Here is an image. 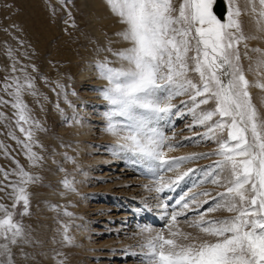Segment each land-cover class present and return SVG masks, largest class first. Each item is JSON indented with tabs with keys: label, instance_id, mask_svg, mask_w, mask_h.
Returning <instances> with one entry per match:
<instances>
[{
	"label": "snow or ice",
	"instance_id": "obj_1",
	"mask_svg": "<svg viewBox=\"0 0 264 264\" xmlns=\"http://www.w3.org/2000/svg\"><path fill=\"white\" fill-rule=\"evenodd\" d=\"M221 2L226 3V18L216 11ZM106 5L123 26L118 35L128 42L122 51L105 49L118 58L120 66H111L107 57L95 64L99 78L107 82L98 91L107 102L105 130L117 137L113 151L142 163L154 180L156 193L162 196L166 190H174L194 170L174 179L166 178L165 173L199 158H165V147L171 151L176 145L164 128L181 111L173 100L187 96L180 105L193 118L189 127H204L203 138L218 145L201 156L221 158L215 163L219 171L210 174L209 182L223 191L213 195L205 190L191 197L181 194L174 203L160 205L165 221L161 231L153 234L150 228L142 229L148 233L144 247L150 264H264V115L253 103L240 52L244 42L243 55L251 59L246 41L264 39V0H245L244 7L239 0H180L178 5L174 0H106ZM248 12L255 14L258 36L246 35L241 26L240 18ZM250 51L261 53L258 63L264 65V49ZM17 71L23 73L24 82L17 75L5 77L0 91L13 99L0 96V105L11 103L16 110L15 123L24 140L10 135L35 165L43 157L33 149L43 150L44 146L34 138V129H46L22 100L25 90L36 95L35 79L26 66L17 70L13 64L12 72ZM189 73L197 74L198 81ZM210 103L214 108H201ZM0 148L6 157L11 155L7 146L0 144ZM11 159L15 167H0V192L7 191L12 201L10 208L0 204V264L32 258L26 250L33 245L31 234L14 217L30 215L28 185L38 178L15 157ZM199 196L209 199L200 200ZM221 210L231 215L207 218ZM181 218L198 231H181Z\"/></svg>",
	"mask_w": 264,
	"mask_h": 264
},
{
	"label": "rangeland",
	"instance_id": "obj_2",
	"mask_svg": "<svg viewBox=\"0 0 264 264\" xmlns=\"http://www.w3.org/2000/svg\"><path fill=\"white\" fill-rule=\"evenodd\" d=\"M174 2L178 5L180 0ZM239 2L245 6V0ZM109 9L106 0H0V87L5 77L13 75H21L23 83V73H13L12 66L15 64L17 70L26 66L35 79L36 95L25 90L22 100L32 117L46 129H34V138L44 149L34 147L43 160L32 169L10 151L11 157L38 178L28 185L30 215L14 217L25 225L33 241V245L26 246L32 258L27 262L18 260V264H150L148 249L144 247L148 233L142 229L150 228L155 234L165 223L162 219L160 226L153 227L141 215L144 207L162 213L160 205L165 201L153 190V178L145 171L141 173L146 169L143 164L128 154L113 151L117 137L105 130L107 102L98 89L107 82L99 78L95 64L107 57L111 66H120L118 58L105 49L115 52L128 46L118 35L123 26ZM240 21L246 35H259L255 14L245 13ZM246 43L251 59L243 55L246 49L242 42L241 63L252 85L249 90L253 103L264 115V87L259 86L264 85V65L258 63L261 53L250 51L264 49V39H249ZM189 75L198 81L197 74ZM100 79L103 81H97ZM0 96L13 99L3 91ZM187 99L180 96L173 100L181 111L171 117L164 131L176 145V155L171 157H199L181 164L184 170H194L189 173L193 182L199 181L187 189L188 182L181 186L185 183L182 180L178 189H187L185 194L209 190L215 195L223 189L212 185L209 179L211 173L219 171L215 163L221 158H204L201 154L215 151L218 145L203 138L204 127H189L193 118L180 105L181 100ZM201 108L209 110L214 104ZM15 111L11 103L0 105V144L5 146L7 141L18 144L10 133L24 140L15 123ZM4 161V150L0 148V167L6 169ZM172 174L167 172L165 176L174 178ZM11 202L7 191L0 192V204L10 208ZM151 215L155 214H148V218ZM229 215L221 210L207 218ZM189 216L196 218L192 211ZM178 227L193 234L198 231L189 228L183 218ZM163 230L167 235V229ZM80 232L84 233L78 236Z\"/></svg>",
	"mask_w": 264,
	"mask_h": 264
},
{
	"label": "bare ground",
	"instance_id": "obj_3",
	"mask_svg": "<svg viewBox=\"0 0 264 264\" xmlns=\"http://www.w3.org/2000/svg\"><path fill=\"white\" fill-rule=\"evenodd\" d=\"M24 2V1H23ZM226 17V16H225ZM3 50V49H2ZM6 67V66H5ZM21 76V75H20ZM98 77V76H97ZM102 79H100V80H97V81H101ZM103 81V80H102ZM177 115V114H176ZM9 142L10 141H7L6 142V145H7V147H8V150L9 151H11V152H13V153H16V157H17V159L19 158V160H23L26 164H28V169H32L33 167H35V165H33V163L31 162V161H29L28 160V158H27V156L22 152V151H20V146L17 144V145H12V144H9ZM16 143V142H15ZM180 150V149H179ZM164 151H165V156H168V158L170 157V159L171 158H173V157H171L172 155H174V157H175V155L176 154H174V152H176V150L174 151V149L173 150H171V151H169L168 149H167V147H165V149H164ZM174 151V152H173ZM182 153V151H180V152H178V154H181ZM127 158V157H126ZM166 158V157H165ZM167 158V159H168ZM106 159H108V158H106ZM4 163H5V167H6V169L8 168V169H10V168H12V167H15V164L13 165V161H12V159H11V156H5L4 155ZM142 164V163H141ZM143 166V165H142ZM37 168V167H36ZM7 169V170H8ZM185 171H187V169H185L184 170V168H182L181 166L179 167V169H177L176 171H173L172 173V175H174V178H175V176L176 175H178V174H182L183 172H185ZM53 175H55V174H53ZM173 178V179H174ZM184 180V182H187L186 180H185V178L183 179ZM182 185H185V183H181V186ZM153 187V186H152ZM47 191L48 190H50V188H45ZM174 190H175V188H174ZM174 190H171L169 193H168V195L169 194H171L172 193V191L174 192ZM167 192V191H166ZM56 197H59V196H57V195H55ZM54 196V197H55ZM169 199H170V197H169ZM168 199V200H169ZM7 201V200H6ZM165 203V202H164ZM153 214V213H152ZM152 216V215H151ZM151 216L149 217V219L151 218ZM157 220H159L158 218H161L162 217V213H159V214H157L156 216L155 215H153ZM3 217V212H0V218H2ZM150 223V222H149ZM150 226H151V224H150ZM153 227H156V226H153ZM180 227V226H179ZM183 229V228H182ZM189 229V228H188ZM155 230V229H154ZM176 229H174V231H175ZM181 230V229H180ZM183 231V230H182ZM197 231V230H196ZM84 232H80V234L78 235V236H80L81 234H83ZM86 241V240H85Z\"/></svg>",
	"mask_w": 264,
	"mask_h": 264
},
{
	"label": "water",
	"instance_id": "obj_4",
	"mask_svg": "<svg viewBox=\"0 0 264 264\" xmlns=\"http://www.w3.org/2000/svg\"><path fill=\"white\" fill-rule=\"evenodd\" d=\"M225 7H226V3L225 2H221L218 4L216 11L221 15V16H225Z\"/></svg>",
	"mask_w": 264,
	"mask_h": 264
}]
</instances>
